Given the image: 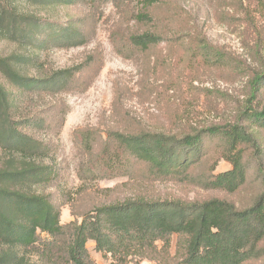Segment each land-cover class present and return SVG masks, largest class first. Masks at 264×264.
I'll list each match as a JSON object with an SVG mask.
<instances>
[{"label":"trees","instance_id":"trees-1","mask_svg":"<svg viewBox=\"0 0 264 264\" xmlns=\"http://www.w3.org/2000/svg\"><path fill=\"white\" fill-rule=\"evenodd\" d=\"M85 1L98 8L107 0ZM141 2L136 18L144 30L130 34L121 53L147 52L168 39L167 24L151 12L163 0ZM90 30L78 20L69 24L42 20L20 14L16 6H0L2 36L29 38L32 44L43 40L39 47L79 45L87 41ZM202 40L188 46L190 59L225 66L224 57ZM0 68L33 99L72 89L77 77L70 68L26 76L11 57L0 56ZM249 75L245 103L232 120L158 129L134 121L119 102L104 130L106 137L102 131L80 128L75 139L88 155L80 170L84 178H135L140 172L152 180L172 179L233 194L252 177L262 190L252 205L239 208L221 197L187 201L136 194L75 211L74 219L66 223L51 194L40 190L55 175L36 160L50 151L36 134L48 118L42 112L22 111L13 92L0 82V146L23 158H8L0 166V264H97L89 241L113 264H247L263 259L264 71ZM222 159L232 168L215 173Z\"/></svg>","mask_w":264,"mask_h":264},{"label":"rangeland","instance_id":"rangeland-1","mask_svg":"<svg viewBox=\"0 0 264 264\" xmlns=\"http://www.w3.org/2000/svg\"><path fill=\"white\" fill-rule=\"evenodd\" d=\"M2 4L38 19L68 24L78 20L83 28H91L87 41L71 47L55 43L39 47L43 40L32 44L29 38L0 33V56L11 57L22 74L36 77L67 68L77 74L72 89L33 99L0 68V82L13 92L21 110L42 112L48 118V124L36 134L50 151L36 160L50 166L55 175L40 190L51 194L61 207L63 223L73 220L75 211L136 194L187 201L221 197L239 208L252 205L260 196L261 187L252 177L233 194L172 179L152 180L140 172L135 178H84L80 170L88 155L77 147L75 131L92 129L106 137L104 130L112 123L119 102L134 121L158 129L232 120L245 103L249 74L264 71V0H163L151 12L167 24L168 39L136 54L120 50L130 34L144 30L136 18L142 11L141 0H107L98 8L85 0H0ZM28 18V22L32 20ZM174 34L178 37L170 39ZM201 38L224 57L225 66H205L190 59L188 46ZM12 157L23 159L0 146V166ZM231 168L222 159L214 172ZM88 247L97 264H113L96 251L94 241ZM247 264H264V258Z\"/></svg>","mask_w":264,"mask_h":264}]
</instances>
